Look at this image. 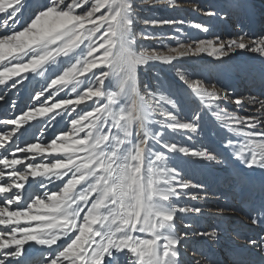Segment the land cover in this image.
Segmentation results:
<instances>
[{
    "label": "snow or ice",
    "instance_id": "obj_1",
    "mask_svg": "<svg viewBox=\"0 0 264 264\" xmlns=\"http://www.w3.org/2000/svg\"><path fill=\"white\" fill-rule=\"evenodd\" d=\"M26 5L30 15L22 25L19 17ZM139 19L136 0H0V62H6L0 64V86L14 90L50 70V82L30 96L40 107L0 119V126H11L0 135V264H184L190 233L180 232L177 221L202 211L179 203L185 196L201 199L189 192L202 185L181 175L184 164L191 157L220 164L221 154L170 141V133H197L202 119L199 110L182 118V94L170 83L158 80L151 89L145 85L141 94V66H172L191 46L137 51L138 39L152 35L135 30ZM172 23L143 19L146 27ZM237 50L264 58V35L242 32L227 41L200 40L193 49L218 59ZM61 57L68 58L67 66L58 64ZM176 71L179 81L189 82L184 71ZM65 90L72 96L59 98ZM191 90L221 122L225 151L242 138L235 162L264 171V98L233 100V94L221 93L215 85L209 90L199 80L191 82ZM6 100L0 92V101ZM221 100L254 111L229 113L219 107ZM85 101H92L91 111L72 118ZM65 116L70 130L47 145L19 139L22 126L31 127L37 117L43 118L37 123L52 125ZM36 157L46 162L37 164ZM252 211V223L264 224V203ZM191 235L216 239L217 231ZM248 242L264 261V235ZM233 264L253 262L236 253Z\"/></svg>",
    "mask_w": 264,
    "mask_h": 264
},
{
    "label": "rangeland",
    "instance_id": "obj_2",
    "mask_svg": "<svg viewBox=\"0 0 264 264\" xmlns=\"http://www.w3.org/2000/svg\"><path fill=\"white\" fill-rule=\"evenodd\" d=\"M228 8V11H221V9ZM136 11L139 16V20L135 26V30L139 33L141 31L145 33H151L152 35L147 38H139L136 46V50L143 49H157L162 52H167L168 47H177L178 43H182L186 46H191L187 50L185 56L178 58L173 62L172 66L163 64L161 62H149L147 66H141L138 69V87L143 94L144 86L147 85L150 89L157 83L158 80L167 81L173 87V90H179L182 94V118L188 119L192 116L194 110H199L202 113V119L200 120L199 131L197 133L178 132L174 135L171 142L179 141L183 146L203 150L207 147L216 153L221 154L222 162L220 164L204 162H194L197 158L191 157L184 164L185 171L181 173L185 179H190L193 183L202 185L200 189H190L191 195H199L201 199L192 200L188 196H185L179 201L181 206L187 205L188 207H200L202 209L199 214H185L182 216L183 223L180 220L177 221V226L180 232L190 233L191 240L195 242L187 245L188 253L185 254L189 257V253H192L189 260H198L201 252L197 250V244H201V238H207L206 236L191 235L194 231L209 232L218 228L220 221H223L222 216L229 211L236 213L241 218L252 220V212L250 216L246 214V207L250 206L255 200L264 199V171L259 168L247 169L246 167L235 162L234 153L244 141L242 138H235L234 145L225 151L224 139L226 132L220 130L221 122L216 120L214 115L207 110V102H199V98L191 90L192 81H202L203 86L212 89V85L216 86V90L223 93L227 91L231 94V99H235L240 96L247 97L254 91L255 86L263 88L264 86V58L259 53H253L245 50H237L230 53L229 56L223 58H216L209 54V52H194L196 45L200 40H215L216 37H220L222 40L235 39L238 37V32H232L227 34L226 28L239 27L240 23H251L252 19L263 17L264 15V0H136ZM214 11L216 16L205 15L206 12ZM30 11L26 5L25 11L19 17L21 24L28 19ZM145 18H157L175 21V23L168 25H158L155 27L145 26L143 19ZM263 24V23H262ZM258 24L256 27L255 37L261 36V26ZM201 27H197V26ZM261 25V26H260ZM206 27L207 32L202 29ZM17 30H20L19 28ZM258 34V35H257ZM83 47V46H82ZM259 58L260 60H256ZM68 58H58V64L61 66H67L66 61ZM74 63L75 60L73 59ZM6 62H0L4 64ZM7 66H11L7 64ZM218 69V71L210 74L202 73L201 70L207 71L210 69ZM176 69H181L188 76V83L179 81ZM2 70V69H0ZM50 70L45 71V76L34 75L31 79L24 83L23 87H18L14 90H4L0 86V92H3L7 96L6 101H0V119H10L17 115H20L22 111H27L30 107L41 105L37 103L35 99H31L30 96L34 95L35 91L40 90V86L47 82ZM215 73V74H214ZM54 78V77H53ZM254 79V83L250 84V87L240 95L235 88H241L245 86L249 79ZM230 88H227V87ZM111 90H114L113 88ZM47 96V94H46ZM42 97L41 100H44ZM72 94L65 90L58 93L59 98H69ZM10 101V102H9ZM49 101L46 106H50ZM233 103H226L220 101L219 107L227 110L229 113L236 114L233 109ZM92 101H85L80 105L76 112L77 115L72 118H78L79 115L85 114L87 111H91ZM215 108V105H213ZM237 115V114H236ZM38 120L43 118L37 117L36 120L30 122L31 127L28 125L22 126L24 133L19 137L21 141H27L29 143L40 142L44 145L50 143L51 139L55 138L61 131H69L71 128L70 120L68 116H65L63 121L57 120V124H48L47 122L37 123ZM11 126L0 128V135L3 132L10 131ZM173 135V134H172ZM183 135L186 139H183ZM191 139H188V136ZM35 137L36 139H34ZM59 142V141H58ZM228 153H233L229 157ZM52 155H60L55 153ZM48 157L47 162H52L51 157L45 153ZM11 158V157H10ZM37 164L46 162L44 159L38 157L34 161ZM172 166V165H170ZM23 170V169H21ZM225 174V177H231L234 182L239 183L233 188L231 194L225 200L214 199L207 204L202 203L200 200H210L215 196L211 189V186L217 185L218 176ZM232 179V180H233ZM230 181V186L234 183ZM50 190H55L52 185L48 186ZM216 187V186H215ZM249 187L250 192L253 193L251 199H247L246 204H241V200L236 196L241 189ZM31 190V189H30ZM41 193L43 190H40ZM213 195V197H212ZM243 199V198H242ZM237 202H239L237 204ZM39 210L34 209V213L38 214ZM195 217V218H191ZM191 221V222H190ZM227 229L233 228L235 223L228 220ZM192 224V228H185L183 225ZM256 234L255 232L253 233ZM238 236L237 234H233ZM247 241V239H246ZM195 244V245H193ZM197 255V256H194ZM209 254H204L200 264H210ZM184 264H190L186 261Z\"/></svg>",
    "mask_w": 264,
    "mask_h": 264
},
{
    "label": "bare ground",
    "instance_id": "obj_3",
    "mask_svg": "<svg viewBox=\"0 0 264 264\" xmlns=\"http://www.w3.org/2000/svg\"><path fill=\"white\" fill-rule=\"evenodd\" d=\"M264 15V14H263ZM251 23L248 24H242L240 23L239 27L237 28H232V27H227L226 31L227 34H231L232 32H238L239 34L244 32V33H249L250 36H254L256 35V27L258 24H262L261 26V30L262 33L260 35H264V16L258 17L257 19H252L250 21ZM258 35V34H257ZM255 37V36H254ZM256 60H260L259 58H256ZM214 71H211L210 69H208L207 71L205 70H201V72L204 74H210L209 76L211 77V73L218 71V69H213ZM214 73V74H215ZM252 82L254 83V79L250 78L247 82V84L241 88H235L238 92L237 95L242 94L243 92H245L248 87H250V84H252ZM250 83V84H249ZM227 88H230L229 86ZM114 89V87H113ZM261 94H264V86L263 88L259 87V86H255L254 87V91L251 92L249 96H258L261 98H264V96H262ZM240 97H244V96H240ZM245 97V98H247ZM233 109L235 111V113L237 115H247L250 111H254L253 108H251L248 105H245L244 108L241 109H237L235 105H233ZM0 128H4L3 126H0ZM177 134V133H176ZM176 134H169V139H173L174 135ZM183 139H186V137L183 135ZM38 157H36L35 159H37ZM218 180L215 181L217 182V185L215 186H211V189L213 192V194H215V196L212 197L210 200H206V199H202L200 200L202 203L207 204V202L212 201L213 199L215 201L217 200H225L232 192L233 188L236 187L239 183L234 182L233 178H229V177H225V174H221L218 177ZM233 179V180H232ZM230 181H233L234 183L232 184V186H230ZM235 195H238V198L241 200V204L244 205H248L247 199L250 197H252L253 193L250 192L249 187L244 188L243 190L241 189L238 193H235ZM243 198V199H242ZM239 202H237L238 204ZM264 203V199H259V200H255L253 203H251V205L248 207H246L247 212L246 214L248 216H250V213L252 212L253 215L251 216H256V212L252 211L253 208H259L260 205ZM182 216H185V214H183ZM250 216V217H251ZM191 218H195V217H191ZM223 221H220L219 223V227L222 228L215 230L217 231V238L216 239H212L211 237H207V238H201L199 240H202L203 242H201V244H197V250H199L201 252V255H199L198 260H193L190 261L189 258L190 256H192V253L190 252L189 257L184 255L183 260L186 263V261L190 264H200V261L203 259L204 254H209L211 257V263L210 264H233V256L236 253H243L248 260L252 261L253 264H264V261L261 260V253L259 252L258 249L253 248L252 246H250L249 244V239H256L261 235H264V224H253L252 220H247L245 218H241V216H239L238 214H234L232 213V211H229L228 213L226 212L223 216H222ZM228 220L229 221H233L235 223L233 228H230L229 230H231L230 232H228L227 229V225H228ZM191 222V221H190ZM188 228V227H185ZM211 232V231H209ZM256 233L255 235L253 233ZM233 234H237L233 235ZM247 239V241H246ZM194 240H191V237L189 236V239L185 242L186 244H192L194 243ZM195 245V244H193ZM188 253V251L186 252V254ZM197 256V255H194Z\"/></svg>",
    "mask_w": 264,
    "mask_h": 264
}]
</instances>
